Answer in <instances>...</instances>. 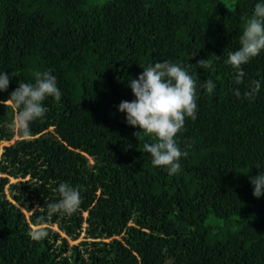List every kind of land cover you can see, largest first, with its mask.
I'll return each mask as SVG.
<instances>
[{
  "label": "trees",
  "instance_id": "obj_1",
  "mask_svg": "<svg viewBox=\"0 0 264 264\" xmlns=\"http://www.w3.org/2000/svg\"><path fill=\"white\" fill-rule=\"evenodd\" d=\"M256 3L264 0H0V72L10 77L0 140L18 136L0 153V264H264V194L254 197L249 180L264 172V49L241 65V84L225 63ZM163 61L197 79L196 119L174 138L188 154L174 175L143 150L155 138L118 110L135 99L129 81ZM36 71H50L62 96L46 97L24 138L8 96ZM209 79L211 94L201 87ZM253 80L261 87L249 100ZM61 182L80 188L81 204L49 218ZM41 217L71 239L86 222L91 239L68 246L46 225L34 241Z\"/></svg>",
  "mask_w": 264,
  "mask_h": 264
},
{
  "label": "clouds",
  "instance_id": "obj_2",
  "mask_svg": "<svg viewBox=\"0 0 264 264\" xmlns=\"http://www.w3.org/2000/svg\"><path fill=\"white\" fill-rule=\"evenodd\" d=\"M239 44V49L229 52L225 61L236 69L234 78L237 84L243 83L245 76L241 65L260 55L264 49V3L255 4L252 15L242 28ZM196 64L202 69L212 68V63L207 59L198 60ZM33 75L34 83L19 82L8 96L9 105L14 110V128L24 138L30 135V123L42 119L46 114L47 109L43 105L46 97L59 101L62 96L57 79L50 71H36ZM9 80V74L0 72V91L7 90ZM128 86L135 99L121 101L118 110L125 113L127 124L138 126L139 131L155 138L154 143L143 145V150L152 157L151 163L166 167L169 175L176 174L181 169V157H186L188 153L178 148L174 138L183 128L186 117L196 119L197 79L180 64L163 61L143 67V71L136 79H131ZM201 87L211 94L216 85L209 79ZM260 87V81H251L249 90L243 96L254 99ZM234 94L241 96L238 89L234 90ZM249 180L253 185V196L259 198L264 194V172ZM55 191L59 199L47 204L49 218L54 214L70 216L78 211L81 204L80 188L61 182ZM43 219L41 217L30 226L28 235L34 241H40L48 235Z\"/></svg>",
  "mask_w": 264,
  "mask_h": 264
},
{
  "label": "rangeland",
  "instance_id": "obj_3",
  "mask_svg": "<svg viewBox=\"0 0 264 264\" xmlns=\"http://www.w3.org/2000/svg\"><path fill=\"white\" fill-rule=\"evenodd\" d=\"M16 138H18V136H17V135H14V136L12 137V139H10V140H0V153H1V151H2V147H3V145H5V144H9V143L13 142ZM17 179H19V178H12V177H10V178H9V183H11V182H13V181H15V180H17ZM7 185H8V184H6L5 189H6V192H7V196L10 197L9 194H8V191H7ZM19 208L25 212L24 215H25L26 217L29 216L30 211L25 210V208H24L23 206H19ZM82 215L85 216V215H86V212H83ZM44 224H45V226H46V225L49 226L52 230L58 231L60 236L65 237L68 246H71V245H73V244H77L78 242H80V241H82V240H90V239H91L90 237H85V231H84V229H85V225H87L86 222H83V223H82V226H83V227H82V230H80V232H79V234H78V237L75 238V239H71V238L68 237L63 231L59 230L57 224H55V223H50V224H46V223H44ZM116 237H117V238H121V235H116ZM95 239H97V240H102V241H108V240L110 239V237H108V238H95ZM59 242H60V239L56 241V243H59ZM81 249H82V248H81Z\"/></svg>",
  "mask_w": 264,
  "mask_h": 264
}]
</instances>
